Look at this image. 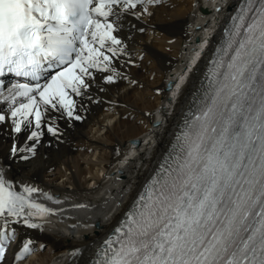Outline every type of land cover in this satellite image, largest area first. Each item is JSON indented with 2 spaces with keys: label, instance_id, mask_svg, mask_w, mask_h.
Instances as JSON below:
<instances>
[{
  "label": "snow or ice",
  "instance_id": "obj_1",
  "mask_svg": "<svg viewBox=\"0 0 264 264\" xmlns=\"http://www.w3.org/2000/svg\"><path fill=\"white\" fill-rule=\"evenodd\" d=\"M155 2L0 0V81L25 78L0 89L11 157L26 161L45 131L60 134L57 121L81 120L97 73L116 83L123 17L139 18L148 8L138 6ZM193 96L195 110L92 264H264V0H239ZM25 132L27 148L18 143ZM38 191H21L0 164V264L16 225L40 227L27 209L51 212L33 201Z\"/></svg>",
  "mask_w": 264,
  "mask_h": 264
},
{
  "label": "bare ground",
  "instance_id": "obj_2",
  "mask_svg": "<svg viewBox=\"0 0 264 264\" xmlns=\"http://www.w3.org/2000/svg\"><path fill=\"white\" fill-rule=\"evenodd\" d=\"M238 4L239 0H156L138 6L136 11L147 7L148 12L139 18L123 17L118 33L125 49L116 61L119 78L106 84L97 73L93 99L85 100L79 110L81 120L57 121L60 134L45 131L35 154L24 153L26 161L9 155L13 137L6 125L0 128V164L8 166V177L21 191L25 185L37 188L32 199L47 201L56 220L48 222L40 211L34 215L38 220L29 219L39 228L16 225V243L31 240L36 252L5 264H92L95 250L170 148ZM173 78L178 83L166 109L165 87ZM27 134L19 136L20 147L31 145L25 142ZM135 140L139 147L123 158Z\"/></svg>",
  "mask_w": 264,
  "mask_h": 264
},
{
  "label": "rangeland",
  "instance_id": "obj_3",
  "mask_svg": "<svg viewBox=\"0 0 264 264\" xmlns=\"http://www.w3.org/2000/svg\"><path fill=\"white\" fill-rule=\"evenodd\" d=\"M166 48H167V49H166ZM166 48H165V50L168 51V50H169V49H168L169 47L167 46ZM150 80H152V78H151ZM180 112H181V114H182V113H183V110H181ZM129 169H130V168H129ZM90 236H92V235H90Z\"/></svg>",
  "mask_w": 264,
  "mask_h": 264
},
{
  "label": "water",
  "instance_id": "obj_4",
  "mask_svg": "<svg viewBox=\"0 0 264 264\" xmlns=\"http://www.w3.org/2000/svg\"><path fill=\"white\" fill-rule=\"evenodd\" d=\"M207 11V10H206Z\"/></svg>",
  "mask_w": 264,
  "mask_h": 264
}]
</instances>
